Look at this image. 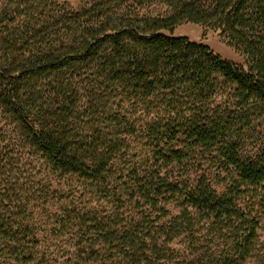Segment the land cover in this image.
Returning <instances> with one entry per match:
<instances>
[{
  "label": "trees",
  "instance_id": "1",
  "mask_svg": "<svg viewBox=\"0 0 264 264\" xmlns=\"http://www.w3.org/2000/svg\"><path fill=\"white\" fill-rule=\"evenodd\" d=\"M46 1L0 8V264H52L35 208L73 232L69 264H247L264 217V0ZM153 3L164 12L140 14ZM186 23L244 66L173 34ZM13 148L67 182L63 202L15 194Z\"/></svg>",
  "mask_w": 264,
  "mask_h": 264
},
{
  "label": "rangeland",
  "instance_id": "2",
  "mask_svg": "<svg viewBox=\"0 0 264 264\" xmlns=\"http://www.w3.org/2000/svg\"><path fill=\"white\" fill-rule=\"evenodd\" d=\"M8 1L10 0H0V8L6 5ZM93 1L94 0H47L45 3L48 5V11L58 13L66 12L67 10H78L89 5ZM24 6L25 5H22V7L19 8V12L15 14L16 19L18 17L25 16ZM163 12L164 5L162 3H153L140 10V14H149L153 16L160 15ZM173 34L176 36H185L193 42L204 43L221 58L229 60L237 65L244 66L243 57L229 47L215 31L207 29L201 25L186 23L177 26L174 29ZM3 124L4 122L0 116V134H2L0 136L5 135V133H2L4 132L2 131L4 130ZM5 144L6 141L2 142L0 139V148H4ZM15 154L16 158L19 157L18 162L15 163L17 165L16 173L19 177V180H17L19 187L15 194L21 196L23 194L25 195V192L30 190H41L42 192L37 194V199L41 198L40 204H43L44 201L47 200L41 207V210L43 211H46V209L51 210L52 207L54 208L57 205L56 201L58 198L60 202H63V200L67 197V182L63 180H55L56 178L52 176L48 179L43 170L37 166L38 164L33 162L31 154H28L25 150L16 148ZM41 179L42 182H39ZM1 190L2 187H0V192ZM40 204H37V206ZM35 211L37 213L32 215L34 221L30 223H34L36 229L35 232H37L40 243L45 246H49L52 254V264H69L71 253L75 252L72 244L73 232L67 228H60L59 230L54 231L53 220H47V218L42 217V215L38 213V208H35ZM258 234L259 240L256 245L254 257L247 264H264V217L261 220Z\"/></svg>",
  "mask_w": 264,
  "mask_h": 264
}]
</instances>
